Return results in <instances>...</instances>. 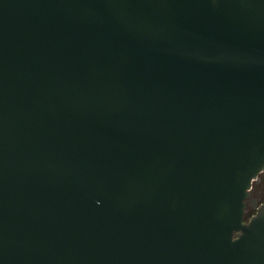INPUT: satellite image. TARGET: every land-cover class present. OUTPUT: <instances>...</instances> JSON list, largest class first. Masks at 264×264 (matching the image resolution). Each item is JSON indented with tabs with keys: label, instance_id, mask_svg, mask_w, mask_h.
<instances>
[{
	"label": "water",
	"instance_id": "95a60500",
	"mask_svg": "<svg viewBox=\"0 0 264 264\" xmlns=\"http://www.w3.org/2000/svg\"><path fill=\"white\" fill-rule=\"evenodd\" d=\"M264 0H0V264H264Z\"/></svg>",
	"mask_w": 264,
	"mask_h": 264
},
{
	"label": "flooded vegetation",
	"instance_id": "af4514ba",
	"mask_svg": "<svg viewBox=\"0 0 264 264\" xmlns=\"http://www.w3.org/2000/svg\"><path fill=\"white\" fill-rule=\"evenodd\" d=\"M245 203V223H248L253 217L257 216L261 210L264 211V170L259 174L258 178L253 181L249 194L245 199Z\"/></svg>",
	"mask_w": 264,
	"mask_h": 264
}]
</instances>
